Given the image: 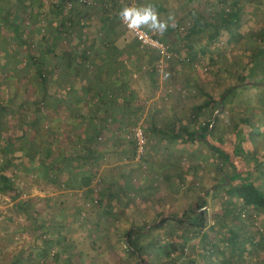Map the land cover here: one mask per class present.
<instances>
[{"label":"rangeland","instance_id":"1","mask_svg":"<svg viewBox=\"0 0 264 264\" xmlns=\"http://www.w3.org/2000/svg\"><path fill=\"white\" fill-rule=\"evenodd\" d=\"M155 1L145 0L146 3L153 4ZM53 2L55 0H46L47 13L38 11L40 19L31 20L26 13L28 10H23V1L0 0V105L6 107L4 111L0 109V132L14 140L12 143L16 148L15 155L21 156L16 157L18 160L12 176L14 193L0 189V264H152L153 259L159 257L155 250L154 253L149 251L153 256L143 263L128 251L123 242L122 233L132 221L137 225L139 220H144L145 229L152 230V235L160 236L166 241L170 239L168 227L172 225L170 214H174L173 212L185 220L182 214L188 211L189 205L199 211L198 202L202 197L208 203L207 216L211 221L218 205L220 204L219 210L222 211L228 201L223 198V194L212 192L211 185L216 177L219 159L211 153L204 140L193 143L182 137L177 140L173 137L176 136L175 131H169L171 138L158 139L156 133L166 129L171 121L183 120L188 124L189 121L211 118L210 110L197 115L198 112L194 111L192 105L201 97L205 98L201 89H209L217 97L221 88L238 83L237 75L243 72L241 68L246 65L240 60V48L245 44L247 51V43L252 41L254 32L259 30L260 21H264V0L240 1L243 9L239 27L236 28L235 25L236 29L221 30L219 34L223 37L220 43H223L224 38H234L220 45L210 44L206 40V34L211 29L209 15L213 19L219 16L218 13L216 16L215 12H211L215 3L218 6L214 8L217 9L230 8V5H224L222 0H197L182 8L178 17L168 21L178 28V32L161 39L170 45L173 56L160 67L157 66L155 51L138 47L137 41L128 33L119 17L123 6L130 5L131 2L143 4L144 0H86L76 2L77 6L72 12L65 8L62 13L57 14L53 12ZM37 5L35 6L38 8ZM205 10L210 11L209 15ZM201 14H205L206 18L205 21L198 20L195 32L186 36L183 35V30L179 31V27H191L195 16ZM17 22L19 29L16 31L13 25ZM50 28L53 32L61 31L62 34L58 36L55 32L48 42L42 43V34L51 33ZM144 29L154 37L159 34L148 28ZM72 30L75 35H72ZM25 34L35 42L36 50L39 44L45 45L43 52L37 54V62L43 63L46 70L50 71L48 74L52 81L48 83L50 86L47 90H43L44 86L39 80V64L29 61L34 52H28L21 42ZM219 34L216 33L218 37ZM80 36H89V39L84 42ZM201 50L204 56L199 60L196 53ZM84 53L86 58H83ZM231 53L234 58H231ZM210 54H213L214 61L211 60L212 56L208 57ZM20 56L22 60L18 61ZM106 58L118 61L119 70L125 68L122 79L131 87L128 88L131 91L129 104L116 100L110 101L111 105L101 107V110L114 109L120 103L123 123L114 121L106 132L95 135L92 142L94 150L87 157H81L77 155V151H72L75 147L82 148L73 132L78 125V130L81 131L84 126L81 124L90 122L92 114L95 113L92 116L95 118L99 115V110L94 100L88 101L89 104L79 102L76 105L81 106L79 111H71L70 107L63 105L67 99H63L60 94L65 83L76 86L73 69L67 74L63 69H66V61L72 59L84 65L81 66L84 70L81 72L88 76L98 69L99 61ZM173 59L176 64L171 62ZM233 63L236 64L235 67ZM215 67H219L221 71H217ZM227 68L230 69L229 76ZM196 69L203 71L208 77L198 76ZM246 71L250 72L251 69L247 67ZM110 73L115 75V72ZM211 73L218 74V85L213 86ZM254 81L259 79L253 77L245 80L246 83ZM75 88L69 92L66 90L67 94H77ZM81 90L87 92L88 88ZM239 90L242 89H237V95L228 98L225 110L221 111L223 106L218 110L213 109L212 117L216 116V120L212 126L215 128L211 129L205 139L229 153L232 152L235 141L234 133L230 130L234 123L243 127V121L248 118H259L260 125L264 124L261 100L264 83L259 87ZM36 97L41 98L43 108L33 121V101ZM137 104L144 106V111L153 114L150 113L154 122L136 119L134 108ZM113 113L112 111L110 116L115 117ZM138 127L142 128L145 146L140 154L142 157L136 158L133 152L136 142L134 130ZM256 134L257 137L254 135L249 138L248 135L241 141L244 153L253 148L254 144L262 146L264 151V134L261 131ZM152 135H156L155 138L151 139ZM242 135L246 136L245 132ZM48 136H52V139ZM4 140H0V166L7 157V152L3 149ZM50 141L55 162L61 159L58 155L69 152L70 161L67 162L77 161L79 164L80 168L75 171L70 186L63 181L61 175L57 179L37 161L25 159L23 152L27 148L34 150L35 147L38 150L43 147L45 151ZM247 159L251 161L247 157L242 161ZM233 160L237 168H250L253 164V160L246 162L245 166L239 158L234 157ZM67 162L65 161L66 166L69 164ZM259 162L264 163V155L261 153ZM88 168H92L95 175L90 177L89 186H82L78 178L86 174ZM260 169L262 172L264 165ZM200 170L203 172V181L195 174V171L200 173ZM227 172L232 173L229 165ZM253 177L264 187L263 174L254 173ZM237 183V180L233 181V184ZM119 186L128 189L127 194L122 195L120 203L115 198L103 199V204L98 201L100 195L107 196L106 189L117 190ZM201 187L210 193H203ZM137 199L143 200L151 209L144 208L142 203H136ZM157 201L160 204L175 201L179 205L170 203L164 211L159 206H154ZM127 210L131 213H125ZM246 212L247 215L252 214L254 220L253 224H249L250 231L264 233L263 214L251 210ZM160 219L165 220L164 224L159 229H154L153 226ZM195 230L194 227H189L186 233L195 235ZM147 239L151 240V237L148 236ZM197 240L198 238L190 239L187 246H195ZM254 249L263 256L264 240Z\"/></svg>","mask_w":264,"mask_h":264},{"label":"trees","instance_id":"2","mask_svg":"<svg viewBox=\"0 0 264 264\" xmlns=\"http://www.w3.org/2000/svg\"><path fill=\"white\" fill-rule=\"evenodd\" d=\"M195 1L197 0H156L154 2V5L160 15L161 20L172 21V19L178 17L179 13L182 11V8L190 6ZM222 1L225 2L224 5H230L231 7L217 9L214 8L218 6L217 3L212 5L214 7L211 8V12H215L216 16H218V13V17H215L213 19V16L210 17L209 15L210 11L205 10V13L209 15V26L211 25L210 31L206 34V39H209L210 43L224 28L231 30V28L236 29L239 27L238 22L240 21L243 9V7L239 4L241 0ZM76 2L77 0H73V4L70 8H68L69 10H71V12L76 8ZM52 5L54 14L62 13V10L67 8V5L63 0H55ZM65 12H67L68 14L71 13L70 11ZM169 17H171V19H169ZM205 18V14L195 16L191 27L188 25H182L183 27H179V31L181 32L183 30V35L189 36L197 29L196 25L198 20L201 19V21H205ZM260 23L261 26L259 30H256L254 32L252 41L250 42V58L246 62V65L243 66L244 68H241L243 72L245 71L246 75L242 73L243 75L239 77L238 83H233L226 86L218 96V100H215L210 92H207V96L205 95L206 97L204 99V102L199 103L197 108H193L194 111L198 112L197 115H199L200 113H204V111L210 110L211 118L189 121L188 124L184 123L183 120H179L174 122L173 124L168 125V127L166 128L167 131H175V138L179 136L183 138L181 132H184L186 133L184 139H186L187 141L193 143L197 140H204V143L208 146V149L211 151V153L218 157L219 162L217 163L215 170L216 177L213 178L214 181L212 182L211 186L213 187L212 192L220 195L223 194V198L228 200L226 202V207H224L221 211L219 210V204L217 207L218 209L214 212L211 221H209L206 209L208 203L204 198L200 197L198 202L200 203L199 211L194 210L191 207L192 205H189L188 211L182 214L185 220H183V218L172 220V225H169L170 227H168L170 239L166 241H163L160 236L152 235V230L145 229L146 223L144 220L143 222L142 219L139 220L140 222L137 225L132 221V224L122 233L123 242L126 245L128 251H130L132 255L138 257V259L143 263L147 261L148 257L150 258L153 256L152 253H154L155 250L156 254H159L157 255L159 257H155L152 264H198V261H217L218 256L222 257L221 260L226 262L229 261L231 264H264V255H260L257 250L254 249V247L262 241V239L264 240V233H260L256 230L255 233L250 231L249 224H253L252 222L254 220L252 219L253 217H251L252 214L247 215L246 212L250 210L257 211L262 213L264 216V187L261 185V183L258 182L256 178L253 177L254 173L264 175V169L262 172H260V166L264 165V163L259 162L258 157L255 156L256 151H253V153L255 154H252V151L250 152V158L255 159L253 160L254 163L253 166L250 167V169H248V167L237 168L236 163L233 160L234 157L239 159H243L245 157L244 151L241 147V141L244 138H247V135L243 136L242 134L244 132H248L249 135L252 134L256 137L258 135L256 134L258 133V131H261V133L264 134V124L260 125L259 118H248L247 121H243L244 129L242 126H240L239 123H234L230 129L235 136V141L232 148L233 150L231 153L211 143L210 141L205 140L208 134L211 132V129L215 128V126H212V124L216 120V116L212 117L213 109L218 110L221 105L223 106L221 111L225 110V103L228 101V98L237 95L238 88L247 89L252 87H259L264 83V21H260ZM205 24H207V22H205ZM18 25V22L13 25V28L16 31L19 29ZM175 27L176 26L171 23L162 35L158 34L155 37L161 40L166 36H170L171 34L178 32V28ZM49 30L51 33L42 34V43L48 42L55 32L58 33V36L62 34L61 31L53 32V29L51 28ZM71 32L72 35H75L73 30ZM221 35L222 34H219V36ZM80 39L81 41L86 42V39H89V36H84L83 38L80 36ZM21 42L25 45L28 52H34L31 54L29 61L31 60L33 64L35 63V65L39 64V80L44 86L43 90H47L50 86V84L48 83L52 81V78L50 77L51 75H49L50 71L46 70V66L43 65V63L37 62V54L40 55L39 53L43 52V50L45 49V45L40 46L39 44V47H37L36 50L35 42L30 40V37L27 34L24 35V37L21 39ZM84 55L85 56L83 58H86V53H84ZM74 57L75 56L73 55L72 58ZM71 61L72 59L66 61V69H63V71L67 74L69 70L73 69L72 74L74 78L73 80L76 82V88L65 83V88H62V92L60 94L62 95L63 99H67V102L63 105L70 107L71 111H79L81 106H76L79 104V102L89 104L88 101L94 100L99 110V115H96L95 118L92 117L95 116V113L92 114L93 111H91L90 114H92V116L90 118V122H88L87 124H81L84 125L81 131H79L80 126L78 125L77 130L73 132V136L79 143L82 144V148L77 149L75 147L72 149V151H77V155L81 157H87L88 153L90 154V152L94 150L92 146L94 136L106 132L107 127L113 125V123H106L107 116H105L104 114L108 112L109 115H112V111L114 112L113 114L117 113L116 107L114 109L107 108L103 110H101V107L111 105L110 101L113 102L116 100L120 102L123 101V103L125 102V105H128L131 91L128 89L130 88L128 82H126V80L124 79H122V88H120L119 91L117 90L116 92L114 88H111L110 82H112L113 80L112 86H115V79L108 80L109 78H106L109 76V74L103 72V65H100L97 70L93 71V73L85 76L81 72L84 71L81 67L84 65H80L81 63L79 64L77 62H74V60L71 63ZM69 67L70 69H67ZM247 67L248 69H251L250 72L246 71ZM253 77H257L259 81L248 83L245 82V80H247L248 78ZM120 82L121 81H119L118 84ZM74 88L77 89V94H73L74 96L68 95L67 92L71 91V89L73 90ZM86 88H88L87 92L81 90H85ZM66 90L68 91L66 92ZM84 95H86L87 98H85ZM261 100L263 101L262 107L264 108V95L261 97ZM33 102V118L31 119L35 121V118L38 117V114L41 112L43 106L41 104V98L39 97H36ZM62 103L64 102L62 101ZM118 105H120V103H118ZM117 108L121 109L122 106H117ZM0 109L4 111L6 109L5 105H0ZM21 110L22 109L19 110L20 114ZM263 110L264 109H262V111ZM32 120H30V122ZM50 128L52 129V127ZM177 134L179 135L177 136ZM48 138L52 139V136H48ZM1 139H5V145L3 144V149L5 150V152H7V157L5 158V160H3V164L0 166V189L11 190L14 193L15 190L14 188H12V185L14 183L12 180V176L15 168V162H17L16 160H18L16 159V157L19 158L21 156L15 155L16 148L12 143V141L14 140L9 135H2L0 132V140ZM253 146L260 148V145L254 144ZM50 147L51 141L45 151L43 147L38 148V150L35 147L34 150H30V148H27L25 150L26 152H23L25 154V159H28L29 161H37L38 164L43 167V169L45 168L49 170L55 175V177H57V179L58 176L61 175L63 181L67 183L68 186H70L72 177L75 175L74 173H76L75 171L80 168L78 162H67L70 161L68 159L69 152H63L62 154L58 155V157L60 156L61 159L59 162H55V160H53L55 155H53V153L51 152ZM65 161L69 163L67 166L65 164ZM228 165L232 169L231 174L227 172ZM195 174L199 176L201 181L204 180L202 176L203 172L201 170L200 173L195 171ZM93 175H95L93 169L88 168V172L80 176L78 178V181H80L82 186H89L91 181L90 177H92ZM234 180H237L238 183L233 184ZM108 190H105L107 192L106 197L105 195L99 196L98 201L101 204H103V199L106 198H115L117 200V203H120L122 195L125 196V194H127V191L122 187L117 188V190ZM206 190L207 189H204V187H201V191L203 193H210ZM221 198L222 197H220V199ZM226 208H228V210H225ZM125 213H131V211L128 210L125 211ZM245 217L247 218V220H244ZM164 221L165 220L163 219L158 220V223L153 226L154 229H159L164 224ZM189 227H194L196 229L195 235L186 233V229ZM148 236L151 237V240L147 239ZM249 237L253 238L249 239ZM194 238H198L196 244L198 247L196 245H192V247L187 246L188 241ZM260 238L261 241L259 240ZM148 242H150V244H148ZM150 245L155 247L149 248ZM149 251H151L152 253H150Z\"/></svg>","mask_w":264,"mask_h":264},{"label":"crops","instance_id":"3","mask_svg":"<svg viewBox=\"0 0 264 264\" xmlns=\"http://www.w3.org/2000/svg\"><path fill=\"white\" fill-rule=\"evenodd\" d=\"M21 1H23L24 2V6H23V10H28V11H26V13H27V15L31 18V20L32 19H38L39 17H40V14H39V12L38 11H41V13H47V8L45 7V3H46V0H21ZM36 1H38L37 3H35ZM36 4H38L37 6H38V8L35 6ZM43 7L45 8V10H43ZM43 11V12H42ZM38 12V13H37ZM35 13H37V14H35ZM32 14H34V16L32 15ZM40 19V18H39ZM35 20V21H36ZM223 36L221 35V36H217V37H215V39H213L212 41H211V43H213V44H217V45H220V44H223L225 41H230L231 39H233L234 38V36L233 37H227V38H224L223 39V43H220V40H221V38H222ZM207 40V42H209V39H206ZM103 42V41H102ZM210 43V44H211ZM137 47V46H136ZM240 50H241V52H240V54H239V56H240V60L242 61V62H247L248 60H249V58H250V53H251V43H250V40H249V42L247 43V51H246V46H245V44L240 48ZM212 52H214V50L212 51ZM226 54H228L227 52H226ZM234 54H232L231 53V58H234V56H233ZM202 56H204V53H202V50L200 51V52H197L196 53V58L197 59H199V60H201L202 58H200V57H202ZM212 56V57H211ZM208 57H211V60L212 61H214V56H213V54L211 55H209ZM155 58H158V55H157V53L155 52ZM22 60V57L20 56V58H19V60L18 61H21ZM239 60V61H240ZM73 61V60H72ZM179 61H181V60H179ZM232 61H234V59L232 60ZM171 62H174L175 64H176V61H174V59H173V61H171ZM118 61H116L115 59H111V58H106V59H102V60H100L99 61V65H103V72H105V73H110V72H115V75H112V73H110L109 74V76L108 77H106V78H109L108 80H112V79H115L114 80V82H115V86H112L113 85V80H112V82H110V84H111V88H114V90L117 92V90L119 91L120 90V88H122L121 87V85H122V78H124V76H123V69H125V68H122L121 70H119L118 68H119V66H118ZM233 65H234V67L236 66V64H234L233 63ZM177 66H180L179 64H177ZM216 69H217V71H221L220 70V68L219 67H215ZM214 68V69H215ZM196 71V73L198 74V76H201V77H203V75L204 76H206L204 73H203V71H199V70H195ZM232 71H233V69H232ZM244 75H246V73H245V71L244 72H242ZM242 73H240V74H238L237 76H242L243 74ZM212 74V83H213V86L214 85H218L219 83H220V80H219V76H218V74L217 73H211ZM227 75L229 76L230 75V69L229 68H227ZM213 76H215V77H213ZM206 77H208V76H206ZM236 78V77H235ZM119 81H121L119 84H118V82ZM131 88V87H130ZM201 89V88H200ZM238 89H242L243 91L244 90H246V88H238ZM247 89H250V88H247ZM201 90H203V95H206V93L207 92H210V90L209 89H201ZM222 90H224V88H221V91ZM242 90H239V91H242ZM220 91V92H221ZM210 94L212 95V92H210ZM220 95V93L217 95V97H214L213 95H212V97L215 99V100H218V96ZM207 96V95H206ZM205 96V97H206ZM204 96L203 97H201V99H199V100H197V102L194 104V106L192 105V108H197L198 107V105H199V103H202V102H204ZM221 101V100H220ZM120 106V105H119ZM221 106V105H220ZM104 109H106V108H104ZM110 109V108H109ZM134 109H136V119H140V120H144V119H146L147 121L149 120V123H152V121L154 122V120H153V114L150 112V111H147V110H145L144 111V106L143 107H141V104H137L136 105V107L134 108ZM116 114H114L115 115V117H112V116H110L109 115V113L107 112V113H105L104 115L105 116H107V120H106V123H113L114 121H117L118 123H123L122 122V116H123V112H122V108L120 109V108H117V106H116ZM152 115H151V114ZM109 115V116H108ZM146 115H148V118H146ZM264 118V117H263ZM121 121V122H120ZM172 122V121H171ZM168 122V124L170 125V124H173L174 122ZM141 123V122H140ZM246 128V127H245ZM159 131V133H156L157 135H158V139H164V138H171V136L169 135V131H172V130H169V131H167L165 128H163L162 130H158ZM173 132V131H172ZM171 133V132H170ZM175 133V132H174ZM184 133V132H183ZM181 133L182 135H183V138L186 136V133ZM176 134V133H175ZM174 134V135H175ZM247 136L246 137H248V135H249V133L248 132H246L245 133ZM179 134H177V136H178ZM234 135V134H233ZM156 136V135H155ZM155 136L154 135H152L151 136V139L152 138H155ZM173 136V135H172ZM174 138H175V136H173ZM253 137V135L252 134H250L249 135V138H252ZM177 138H181V136H179V137H176L175 139H177ZM178 140V139H177ZM134 146H135V148H134V153L136 154V158H139V157H142L141 155H139L138 153H137V151H136V142H134ZM254 147V146H253ZM254 149H256V150H254ZM263 149V147L261 146L260 148H258V147H254V148H250L249 150H247L246 151V153H244L245 154V157L243 158V159H239V161L241 162V163H244V166L246 165V162H251L249 159H247L246 161H242V160H244L246 157L247 158H250L251 156H250V152L252 151V154H255V153H253V151H256V154H255V156H257L258 157V160H259V157H260V153L262 154V155H264V151L262 150ZM144 156V155H143ZM251 160H255V159H251ZM251 163H254V161L253 162H251ZM251 166H253V164H251ZM250 166V167H251ZM248 169H250L249 168V166H248ZM120 187V186H119ZM123 189H125L126 191H128V189L127 188H123ZM212 193V192H211ZM137 203H142L141 205L142 206H144V208H148L149 210L151 209L143 200H138L137 199V201H136ZM170 203H171V205H173L174 204V206H176L177 204H178V202H164V204H160V201H157L156 203H154V206H156L157 205V207L159 206V208L160 209H163L164 211H166L167 210V208L169 207V205H170ZM180 203V202H179ZM159 204V205H158ZM181 204V203H180ZM179 205V204H178ZM184 205V204H183ZM181 207V206H180ZM128 211V210H127ZM134 211V210H133ZM132 211V212H133ZM151 213H154V211H151ZM157 213V212H156ZM174 214H170V219H172V220H174V219H179V215L178 214H176V212H173ZM161 214V213H160ZM141 215V214H140ZM163 215V214H162ZM163 217V216H162ZM171 220V221H172ZM221 256H218V260L217 261H213V262H200V261H198V264H231L229 261L228 262H226V261H223V260H221Z\"/></svg>","mask_w":264,"mask_h":264},{"label":"clouds","instance_id":"4","mask_svg":"<svg viewBox=\"0 0 264 264\" xmlns=\"http://www.w3.org/2000/svg\"><path fill=\"white\" fill-rule=\"evenodd\" d=\"M119 17L130 31L138 32L142 28H148L162 35L169 26L168 21L160 19L155 5L150 2L125 5L121 8Z\"/></svg>","mask_w":264,"mask_h":264},{"label":"built area","instance_id":"5","mask_svg":"<svg viewBox=\"0 0 264 264\" xmlns=\"http://www.w3.org/2000/svg\"><path fill=\"white\" fill-rule=\"evenodd\" d=\"M67 8H70L73 4V0H63ZM77 2H86V0H77ZM134 2H131L133 4ZM121 20V19H120ZM124 24V22L121 20ZM128 33L137 41L140 48L154 50L158 54V66L160 67L163 62L170 60L173 56V51L169 44L160 39L154 37L147 30L142 28L138 32L130 31L127 26L124 24ZM134 138L136 141V151L140 155L145 146V137L142 131V128L138 127L134 130Z\"/></svg>","mask_w":264,"mask_h":264},{"label":"water","instance_id":"6","mask_svg":"<svg viewBox=\"0 0 264 264\" xmlns=\"http://www.w3.org/2000/svg\"><path fill=\"white\" fill-rule=\"evenodd\" d=\"M220 103H221V101H220Z\"/></svg>","mask_w":264,"mask_h":264}]
</instances>
